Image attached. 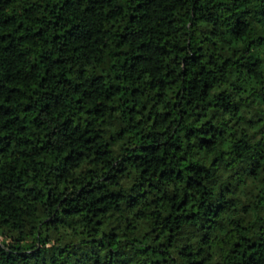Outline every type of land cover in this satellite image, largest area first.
Listing matches in <instances>:
<instances>
[{"label":"trees","instance_id":"trees-1","mask_svg":"<svg viewBox=\"0 0 264 264\" xmlns=\"http://www.w3.org/2000/svg\"><path fill=\"white\" fill-rule=\"evenodd\" d=\"M0 264H264V0H0Z\"/></svg>","mask_w":264,"mask_h":264}]
</instances>
